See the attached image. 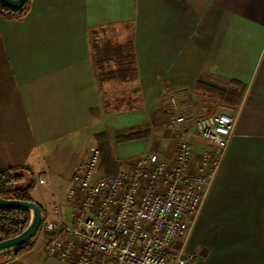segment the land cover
I'll list each match as a JSON object with an SVG mask.
<instances>
[{"label": "crops", "instance_id": "obj_1", "mask_svg": "<svg viewBox=\"0 0 264 264\" xmlns=\"http://www.w3.org/2000/svg\"><path fill=\"white\" fill-rule=\"evenodd\" d=\"M112 25L133 43L136 75L101 84L94 32ZM109 82L131 89L116 100L125 108L106 105ZM221 112L237 124L190 238L193 264H264V0H29L23 14L0 16V170L35 175L43 216L67 206L64 168L69 185L97 134L114 174L144 152L173 155L172 115L190 127ZM191 143L197 160L206 144ZM43 246L33 239L0 264H69Z\"/></svg>", "mask_w": 264, "mask_h": 264}, {"label": "built area", "instance_id": "obj_2", "mask_svg": "<svg viewBox=\"0 0 264 264\" xmlns=\"http://www.w3.org/2000/svg\"><path fill=\"white\" fill-rule=\"evenodd\" d=\"M237 118L221 112L188 127L186 115H172L173 155L144 152L115 174H100L101 151L91 146L66 189L69 218L59 201L42 218L36 236L45 255L69 264H193L190 238ZM192 138L206 144L197 160Z\"/></svg>", "mask_w": 264, "mask_h": 264}, {"label": "trees", "instance_id": "obj_3", "mask_svg": "<svg viewBox=\"0 0 264 264\" xmlns=\"http://www.w3.org/2000/svg\"><path fill=\"white\" fill-rule=\"evenodd\" d=\"M28 1L20 9H11L6 4L0 2V16L11 17L23 14L26 11ZM96 30L94 36L103 30H108L110 33L108 39L103 44L97 42L95 37L93 39V55L101 84L110 80L125 82L134 78L136 75V67L132 41L120 36L119 33L115 34L117 33V27L115 25L100 27ZM138 135V132L120 133L118 138L128 139ZM96 139L99 143L103 167L106 169L107 174H111L109 168L116 161L112 158L106 134H97ZM26 171L28 169L23 166L0 170V197L35 201L32 196L36 182L35 175L30 173L29 179H26ZM29 221L30 212L28 210L0 208V241L20 234L25 230ZM31 245L32 240L15 250L8 251L7 254L12 257H19Z\"/></svg>", "mask_w": 264, "mask_h": 264}, {"label": "water", "instance_id": "obj_4", "mask_svg": "<svg viewBox=\"0 0 264 264\" xmlns=\"http://www.w3.org/2000/svg\"><path fill=\"white\" fill-rule=\"evenodd\" d=\"M27 0H0L11 9H20ZM0 208L3 209H25L30 212V221L20 234L0 241V254L15 250L29 241H31L38 233L42 223V208L35 201L9 199L0 197Z\"/></svg>", "mask_w": 264, "mask_h": 264}, {"label": "rangeland", "instance_id": "obj_5", "mask_svg": "<svg viewBox=\"0 0 264 264\" xmlns=\"http://www.w3.org/2000/svg\"><path fill=\"white\" fill-rule=\"evenodd\" d=\"M115 34H118V33H115ZM110 35L109 31H99L95 37V40L101 44H103L107 39H108V36ZM128 89L127 91H130L131 89L129 88V86H127V88H123V86H120V85H116L112 82H109V83H106L105 86H104V92H105V101L107 102V105H109V107L111 109H116V110H119V109H122V108H125L126 105H119L117 103V97L119 95H121L122 93L125 92V90ZM69 174H67V169L64 168V192L68 186V177ZM65 209V212H66V215L67 217L69 218V214H70V210L67 206L64 207ZM34 240L36 241H40V237H37L35 236L33 238ZM32 239V240H33Z\"/></svg>", "mask_w": 264, "mask_h": 264}]
</instances>
